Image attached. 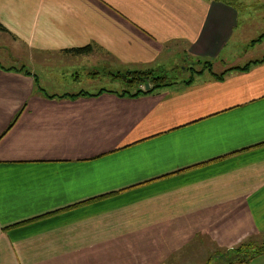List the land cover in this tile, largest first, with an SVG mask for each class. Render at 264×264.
I'll return each instance as SVG.
<instances>
[{"label":"crops","instance_id":"obj_1","mask_svg":"<svg viewBox=\"0 0 264 264\" xmlns=\"http://www.w3.org/2000/svg\"><path fill=\"white\" fill-rule=\"evenodd\" d=\"M247 15L225 0H0L29 62L0 69V264L210 263L264 235L263 37L238 32ZM180 55L226 62L215 74L262 62L110 89Z\"/></svg>","mask_w":264,"mask_h":264},{"label":"rangeland","instance_id":"obj_2","mask_svg":"<svg viewBox=\"0 0 264 264\" xmlns=\"http://www.w3.org/2000/svg\"><path fill=\"white\" fill-rule=\"evenodd\" d=\"M225 1H230L234 2L235 7L238 10L241 11H247L249 15L248 20H243V23L240 22L238 25V32L241 33L243 26H245L246 30L248 32H256L257 35H261L263 37V40L260 42V44L254 45L253 47H250L251 50H256L254 52V55L256 57H262L264 55V0H225ZM255 18L252 22H249V18ZM260 37V36H259ZM258 37V38H259ZM261 38V37H260ZM257 41V39H256ZM242 50V48H241ZM251 56L249 53H246V55L242 58V61H248V59H251ZM26 52L24 51L23 47L20 45H14L12 44V41L10 38L6 35H4L2 32H0V66L7 68V67H27L29 65V62L26 63ZM245 59V60H243ZM52 63V62H48ZM170 63L173 65L170 69L169 67L162 68L163 70L166 71V74L168 77H170L173 81H178L175 83V85L183 83L185 80H188L187 78L189 77V72L187 70V67H192L194 69L193 72H198L197 74L195 73V76L201 75V74H209V71L206 69H202L198 65H191L190 59L189 58H183V56H179L178 58H174V60H170ZM223 63V64H222ZM217 62L215 64H212L211 70L213 69H219L221 67L220 65L222 64L223 66L226 64V62ZM243 63V62H242ZM53 64H58V63H53ZM73 65L77 66L79 63H72ZM70 64V65H72ZM240 64V62L232 64L233 66ZM64 66L58 65L55 67V70H51L50 73L56 74V81L53 82L54 84H58L57 87V92L63 91V88L61 87L60 84H63L64 81L70 79L67 77L65 79L64 73H63V68ZM36 72L38 73V70L36 69ZM38 85L43 88L45 91H48L45 86H41L40 83ZM110 86V85H109ZM103 87H108V84H103ZM36 89V88H35ZM110 89L114 90H127L128 92H133L136 88H125L124 85H120L119 83H115V86L112 85L110 86ZM262 236L259 239L256 240H241L237 242L235 245L231 246V248H227L224 246L223 250H221V255L219 256V260H214L213 257H211L210 263L205 262L209 261V257H205L199 260V264H264V252L255 255L254 252H251L252 249L247 248V246L243 244H250V246L254 247L253 245L256 244L260 246ZM260 244V245H259ZM258 246L255 248L257 249ZM237 248L236 251L234 249ZM236 260H242L245 262L241 263H234Z\"/></svg>","mask_w":264,"mask_h":264},{"label":"trees","instance_id":"obj_3","mask_svg":"<svg viewBox=\"0 0 264 264\" xmlns=\"http://www.w3.org/2000/svg\"><path fill=\"white\" fill-rule=\"evenodd\" d=\"M0 32H2V33L6 32V30L1 25H0ZM260 37H262V36H260ZM88 51H89V46H82V47L72 48V49L66 50V52L72 53L74 55L86 53ZM189 59H190L191 65H198L202 69H206L207 71H209L210 75L216 79H220L221 76L223 75V73L227 70L236 69V70H239L241 72H245L248 70L250 65L262 62V60L249 61L246 64H244L243 66L230 67V68H227L226 70H224L223 72H221L219 74H215L211 70L212 61L207 60V59H200V58H194V59L189 58ZM0 69H4V70L14 69L15 71H19V72H23L25 74H28V72L24 71L22 67L4 68V67L0 66ZM187 70L189 72V77L187 78L188 80H185L183 82L185 84L191 82V80L195 76V73L196 74L198 73V72H193L194 69L191 66L187 67ZM112 79L121 81L125 88H136L137 90L133 93V95L139 94V93H147V92H150V91L157 89V88L169 87V86L175 85V83L178 82V81H173L170 77H168L166 74V71L163 70L162 67H160L157 70H154V69L131 70V71H125L123 73H116V74L112 75ZM183 83L180 82V84H183ZM145 84L148 85V89L144 88ZM36 88L38 89L39 92H43V90L41 88H39V87H36ZM124 93H129V92L127 90H125ZM79 94H81V93L75 94L73 96H76ZM19 112H20V110L14 116L15 117L14 119H16ZM12 123H13V121H12ZM259 243L261 244V245L259 244L260 246L254 244L253 245L254 247L250 246L252 243H250V244L246 243L243 245L247 246V248H249V249H252L251 252H254L255 255H259V254L264 252V235L262 236L261 242H259ZM257 246H258V248L255 249ZM236 250H237V248L234 249V251H236ZM241 262H245V261H242V260L234 261V263H241Z\"/></svg>","mask_w":264,"mask_h":264},{"label":"water","instance_id":"obj_4","mask_svg":"<svg viewBox=\"0 0 264 264\" xmlns=\"http://www.w3.org/2000/svg\"><path fill=\"white\" fill-rule=\"evenodd\" d=\"M144 88H145V89H148V85H147V84H145V85H144Z\"/></svg>","mask_w":264,"mask_h":264}]
</instances>
